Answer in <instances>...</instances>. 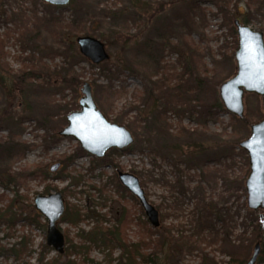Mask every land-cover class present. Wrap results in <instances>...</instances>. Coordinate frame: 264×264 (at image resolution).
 I'll return each instance as SVG.
<instances>
[{
	"label": "rangeland",
	"instance_id": "1",
	"mask_svg": "<svg viewBox=\"0 0 264 264\" xmlns=\"http://www.w3.org/2000/svg\"><path fill=\"white\" fill-rule=\"evenodd\" d=\"M0 8L12 19L0 25L9 65V71L0 70V112L14 117L13 122L0 125V141L12 136L22 149L9 156L0 152V210L12 201L13 210L21 215L12 229L0 217V264H42L39 254L46 249L43 264L58 256L46 246V220L35 218L39 214L34 207L37 195L60 192L64 212L67 200L83 215L99 216L107 229L124 212L131 218L128 239L135 242L145 237L139 225L148 221L138 200L135 203L127 194L121 197L117 193L113 175L118 171L136 172L147 200L159 212L160 228L148 223L156 230L153 239L163 229H171L174 237L181 230L184 238L194 234V219L202 202L228 212L223 217L227 229L221 224L205 229L204 239L210 238V246L197 242L193 249L184 247L165 264H199L205 254L218 264H227L230 255L239 256L244 264L255 243H264V233L258 239L254 236L255 221L264 216L260 218L262 211L247 208L246 190L238 189L240 178L245 189L249 173L247 153L239 144L249 137L251 125L264 120V112L259 96L245 94V121L233 116L225 110L219 88L236 74L238 39L230 16L246 17L247 26L262 32L264 39V0H70L66 6L40 0H1ZM79 36L104 43L107 65L119 71L110 82L102 68L80 54ZM145 46L159 67H151ZM23 69H35L38 80L18 85L17 76ZM158 81L157 91L147 96L152 82ZM85 82L103 117L131 133L133 151L118 156L107 152L103 157L107 163L91 171L95 157L81 149L83 154L78 153L69 167L81 179L77 187H70L68 179L56 180L55 176L62 170L64 156L76 154L80 145L58 132L67 125L66 116L80 110ZM165 91L173 96L159 98ZM158 112H162L160 119ZM173 146L181 149L180 157L172 155ZM57 163L60 167L51 173L49 168ZM40 171L49 177L43 180ZM7 174L14 179L5 187L1 181ZM177 179L183 184V194L174 185ZM66 187L69 194L65 197L62 191ZM63 215L57 227L74 244H82L77 235L90 231L97 220L87 218L73 226L61 221ZM24 218H34L40 226L29 225ZM225 229L229 239L243 240L239 248L219 239ZM23 236L30 240L27 248L31 253L17 259L11 249ZM85 246L89 247L88 261L80 253L70 260L77 264L118 263L121 250L116 246L109 249L88 242Z\"/></svg>",
	"mask_w": 264,
	"mask_h": 264
},
{
	"label": "water",
	"instance_id": "2",
	"mask_svg": "<svg viewBox=\"0 0 264 264\" xmlns=\"http://www.w3.org/2000/svg\"><path fill=\"white\" fill-rule=\"evenodd\" d=\"M52 6H66L70 0H40ZM238 46L235 51L236 74L219 88V96L225 110L237 118L244 116L243 97L254 94L261 97L264 112V39L263 33L252 30L234 21ZM76 43L80 54L93 65H99L109 59L103 42L91 36H79ZM79 111L66 116L67 125L58 132L61 137H71L87 154L101 159L110 149L122 151L133 143L131 133L123 126L107 121L96 108L91 86L85 82L81 89ZM239 147L247 153L249 173L245 180L246 204L251 211H262L264 216V120L251 125L250 135L240 142ZM60 164L52 165L49 170L55 172ZM119 183L132 195L142 208L150 226H160L159 212L147 200L139 179L128 172H117ZM34 207L46 220V246L57 254L65 250V238L57 227L64 212V203L60 192L37 195ZM261 252L260 242H256L253 253L244 264H256Z\"/></svg>",
	"mask_w": 264,
	"mask_h": 264
},
{
	"label": "trees",
	"instance_id": "3",
	"mask_svg": "<svg viewBox=\"0 0 264 264\" xmlns=\"http://www.w3.org/2000/svg\"><path fill=\"white\" fill-rule=\"evenodd\" d=\"M1 1V0H0ZM139 0H130V2H138ZM192 7H194L195 1H192ZM15 16V15H14ZM236 19H239L237 17H234L233 15L230 16V24H234V21ZM241 19L243 21L244 25L248 24V20L246 17H242L239 19L241 22ZM7 21H12L11 18L8 17L7 13L5 11H2L0 8V25L2 23H5ZM148 48L145 46V49ZM161 51V49H160ZM147 53V57L150 58L152 56L151 51L145 50ZM155 62V63H153ZM158 62L152 60V65L151 67H159ZM95 67H98L99 69L102 70V72H106L105 76L108 82L111 81V79L115 78L119 71L118 70H113L111 67L107 65V62H103L99 65H94ZM0 70L3 71H9V65L6 63L4 54H3V41L0 40ZM37 73L35 69H30V71L22 70L20 74L17 76V84L21 85L23 82H29L31 83L32 81H37ZM167 78H164L163 80H166ZM150 81V77H149ZM161 81L158 82H152L153 87L149 88L146 92L147 96H151L153 92L157 91L156 86L160 83ZM109 92H113L111 90V87H108ZM114 93V92H113ZM175 95V94H174ZM170 91H165L162 92L158 97L159 98H168L171 97ZM176 97V96H175ZM217 108L220 107L216 103ZM162 112L157 113L158 119L161 118ZM232 119L234 117L232 116ZM246 117L243 116L241 117V120L245 121ZM14 117L4 113L0 112V125L4 123H11L13 122ZM21 146L15 142V140L10 136L7 138L5 141H0V152L3 151V153H6L8 156L12 155L13 151H20ZM132 149L129 146L128 148L118 151L116 149H110L108 151V155L110 154H115V155H123V154H129L132 153ZM79 154H83V151L81 148L78 147L77 153L76 154H71L68 156H64L62 160V170L55 176L56 180H63V179H68L69 180V185L70 187H77L79 185L80 176H73L71 172H69V167H72L74 165L75 159L78 157ZM182 151L178 146H173L172 147V155L180 157L182 155ZM197 152H194L192 155H190L189 159L190 162L195 158ZM92 160L95 162V166L91 167L93 169L96 166H100L103 164H106V159H96L92 158ZM117 164H113V167H117ZM92 171V170H91ZM134 174L136 172L132 171ZM182 173V172H181ZM38 174L41 175V178L44 180L48 178V173L40 171ZM30 175H33L31 173ZM4 176V175H3ZM114 176V183L115 187L117 190V193L120 194L121 197H123V194H127L135 203L137 200L131 196L128 191L117 181V176L116 174ZM4 180L2 179L1 183L3 186L7 187L8 185L11 184L13 181L14 177L11 176L10 174L5 175ZM244 179H239L238 180V189L245 190L244 189ZM111 182V179H110ZM176 188H179L180 193H184V187L182 182L177 179L174 183ZM67 187L62 191L63 196L66 197L67 193ZM12 201L4 208L3 210H0V217L5 219L6 224L10 229H12L19 221H21V215L16 213L13 210L12 207ZM65 212L64 215L61 219V221L66 222L69 225L77 226L79 225L84 219L87 218H93L96 221L94 224L93 228L85 233H80L77 236L82 240V244L76 245L72 241L71 238L68 237V233L64 232V238H65V243L67 246L65 247L64 253L63 254H58L56 258H54L51 261L46 262L45 264H77V262L74 259L70 258L75 255V254H83L84 255V261H88V250L89 247L85 246V243L88 242L90 244H93L95 247H109L114 248L115 246L121 250V254L118 257L117 264H165L167 262V259H169V256H175L176 254H180L182 248H187V249H193L195 247V243H204L205 246H210L209 239L207 240L206 238L204 239L205 235L203 234L205 229L207 227H210L211 229L214 228L216 224H221L225 225L226 229L228 228V224L226 223V220L223 218L225 216H228V212H223L224 209H220L217 205L213 204H205L204 202L200 203V205L197 207V214L196 218L194 219V224H195V229L196 232L194 234H190L191 236L183 237L180 235L181 231L177 229V236L174 237V235H170L171 229H163L161 231V234H159L158 237H154V234L156 233V230H152L149 228L148 223L146 221H143L141 223L140 228H142V231L145 234V237H141L139 240L132 242L128 239V236L126 234V230L130 225V217H128L124 212L121 213L116 219H115V224L107 229L102 226L101 220L99 221V216H95L93 214H85L83 215L82 212L78 209V207L74 204H70L67 200L65 201ZM225 214V215H224ZM37 221L38 219H41V215L37 214L35 217ZM34 218H24L22 219L25 221L27 224L31 225L34 224L36 226L39 225V223L36 221ZM40 226V225H39ZM160 228V227H159ZM158 228V229H159ZM225 229V232L222 234L224 237L219 238L222 241H225L227 245H229L231 248L236 249L239 248L243 240L240 238L236 239H229V235ZM159 232V231H158ZM261 233H264V220L261 219H256L255 224H254V236L255 239H258L261 237ZM180 235V236H179ZM229 239V240H228ZM253 240V239H252ZM30 240L28 239L27 236H23L21 240L18 242L17 247H13L11 251L13 252L15 258L19 259L21 258L26 252L31 253L30 250H28L27 246L29 244ZM224 242V243H225ZM225 243V244H226ZM251 243V242H250ZM250 243L246 247H250ZM261 245V252L258 257L257 263L264 264V243L260 244ZM45 247V245H44ZM149 249L151 252L148 253L146 250ZM46 249L45 251H47ZM45 251L41 254H39V262L43 264L44 256H45ZM230 260L227 264H242L243 258L239 256L233 257V255H230ZM111 261V260H110ZM199 264H218L214 259H208L207 255H202L200 257V262Z\"/></svg>",
	"mask_w": 264,
	"mask_h": 264
},
{
	"label": "flooded vegetation",
	"instance_id": "4",
	"mask_svg": "<svg viewBox=\"0 0 264 264\" xmlns=\"http://www.w3.org/2000/svg\"><path fill=\"white\" fill-rule=\"evenodd\" d=\"M261 98V97H260ZM129 193V192H128ZM130 194V193H129ZM131 195V194H130ZM132 196V195H131ZM134 197V196H133ZM135 198V197H134ZM136 199V198H135Z\"/></svg>",
	"mask_w": 264,
	"mask_h": 264
}]
</instances>
